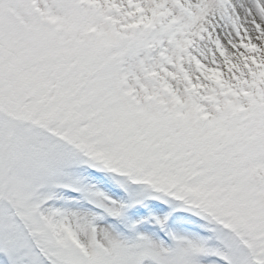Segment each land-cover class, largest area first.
<instances>
[{"label":"snow or ice","instance_id":"snow-or-ice-1","mask_svg":"<svg viewBox=\"0 0 264 264\" xmlns=\"http://www.w3.org/2000/svg\"><path fill=\"white\" fill-rule=\"evenodd\" d=\"M0 264H264V0H0Z\"/></svg>","mask_w":264,"mask_h":264},{"label":"rangeland","instance_id":"rangeland-1","mask_svg":"<svg viewBox=\"0 0 264 264\" xmlns=\"http://www.w3.org/2000/svg\"><path fill=\"white\" fill-rule=\"evenodd\" d=\"M168 211H170V209L167 205L161 204L159 202H150L147 208H139V210L133 209L130 214L134 218H137L138 212L139 214H142V215H148L150 213H156V214L163 215L167 213Z\"/></svg>","mask_w":264,"mask_h":264}]
</instances>
